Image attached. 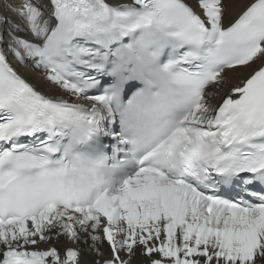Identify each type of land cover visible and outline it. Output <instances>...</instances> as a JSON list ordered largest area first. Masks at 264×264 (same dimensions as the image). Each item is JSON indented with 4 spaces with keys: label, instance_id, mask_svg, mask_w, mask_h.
<instances>
[{
    "label": "snow or ice",
    "instance_id": "obj_1",
    "mask_svg": "<svg viewBox=\"0 0 264 264\" xmlns=\"http://www.w3.org/2000/svg\"><path fill=\"white\" fill-rule=\"evenodd\" d=\"M4 8L0 264H264V0Z\"/></svg>",
    "mask_w": 264,
    "mask_h": 264
},
{
    "label": "bare ground",
    "instance_id": "obj_2",
    "mask_svg": "<svg viewBox=\"0 0 264 264\" xmlns=\"http://www.w3.org/2000/svg\"><path fill=\"white\" fill-rule=\"evenodd\" d=\"M189 2H194V0H189ZM5 0H0V11L4 12L6 15H11V13L6 12L4 8ZM13 66L17 68V71L26 79L29 83H32L34 86L37 87L39 91H41L43 94L51 95L55 94L58 90L51 85L46 84L42 79V72L39 71V69L34 68L33 66H29L27 68L20 67L13 63ZM62 246V245H61ZM90 259L93 258V256L89 253L87 255ZM86 259L88 260V258Z\"/></svg>",
    "mask_w": 264,
    "mask_h": 264
}]
</instances>
